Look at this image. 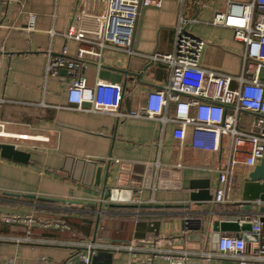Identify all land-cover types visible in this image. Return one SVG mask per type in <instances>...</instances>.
I'll use <instances>...</instances> for the list:
<instances>
[{"label":"crops","instance_id":"0c3cea01","mask_svg":"<svg viewBox=\"0 0 264 264\" xmlns=\"http://www.w3.org/2000/svg\"><path fill=\"white\" fill-rule=\"evenodd\" d=\"M79 1L0 0V99L5 101L0 104V124L11 135L2 142L13 144L30 156L27 164L0 158V217L33 215L39 221L27 227L6 224L0 219V264H62L71 255H86V244L145 245L147 240H155L161 248L216 253L212 245L220 235L242 236V233L215 232L214 223L244 217H203L198 213L239 210L243 181L254 167L245 166V155H240L234 166L227 202L216 205L210 201L197 207L189 201V183L208 180L214 195L218 187L217 170L228 162L226 137L217 152L191 148L189 137L182 144H160L161 124L157 120L71 109L66 94L74 79L73 73L61 69L58 76H47L46 66L49 58L59 55L63 49L71 58L76 56L79 47L88 49L87 45L64 36L70 25L79 20ZM195 1L162 0L158 9H142L134 29V50L144 55L171 53L174 27L182 14L196 20L189 29L206 43L200 65L238 74L243 44L235 40L233 30L209 23L215 11L226 9L224 0H199L194 4ZM30 16L34 17L32 31L27 30ZM85 21L92 22L84 18L83 29H86ZM85 60L88 63L80 74L87 85L100 80L123 87L118 109L122 114L140 108L148 91L160 89L168 82L165 65L140 56L104 50L100 59L85 56ZM127 72L140 77L136 79ZM21 135L28 138L21 139ZM94 163L109 165L112 172L109 184L114 187L117 183L122 197H130L128 204L136 207L106 206L111 201L102 198V185L93 184ZM148 166H153L156 174L162 171L161 188L157 187L155 177L149 188H143ZM48 198L81 203L66 204ZM251 211L248 219L262 223L260 242H264L261 221L264 213ZM184 219H200V230L183 229ZM193 225L196 226L190 223L189 227ZM258 246L257 240L246 242V254ZM144 257V254L132 257L124 251L97 249L91 253L88 264H179L183 261L180 257L173 260L157 257L147 262ZM186 264L239 263L219 258L205 261L198 255H190Z\"/></svg>","mask_w":264,"mask_h":264},{"label":"built area","instance_id":"2783aa9c","mask_svg":"<svg viewBox=\"0 0 264 264\" xmlns=\"http://www.w3.org/2000/svg\"><path fill=\"white\" fill-rule=\"evenodd\" d=\"M161 2L80 0L79 20L70 25L64 36L87 45L88 49L79 47L74 58L69 57L63 49L59 55L49 58L46 75L56 77L61 69L73 73L74 79L66 94L69 107L73 110L159 121L160 144H182L189 137L191 148L217 152L222 139L226 137L228 162L224 168L217 170L218 187L212 199L216 205L223 204L227 202L238 157L245 155L243 164L247 167H255L264 158V0H224L226 9L215 11L209 22L210 25L233 30L235 40L243 44L238 74L200 65L201 52L206 43L189 29V25L196 20L182 14L174 27L171 53L144 55L136 52L133 48V35L141 11L144 8L158 9ZM84 18L92 21H85L88 31L82 28ZM33 29L34 17L30 16L27 30ZM104 50L117 51L129 57L140 56L149 62L165 65L169 73L167 84L160 89L148 91L140 108L131 113H120L118 109L123 96L120 84L97 80L89 86L80 74L88 63L85 56L100 59ZM4 102L0 99V104ZM245 117L249 120H244ZM0 134L7 135L2 124ZM0 219L6 224L27 227L39 222L33 215L7 214ZM251 223V233L255 235L259 246L249 255L245 252L246 242L242 236L222 234L216 240V253L161 248L155 240H147L145 245L134 242L105 246L86 244V255L79 254V259L88 264L95 250L109 249L127 252L132 257L144 254L147 262L157 257L166 260L180 257L186 264L190 255H198L205 261L219 258L232 259L239 264L264 263V242H260L262 223L259 220Z\"/></svg>","mask_w":264,"mask_h":264},{"label":"water","instance_id":"95a60500","mask_svg":"<svg viewBox=\"0 0 264 264\" xmlns=\"http://www.w3.org/2000/svg\"><path fill=\"white\" fill-rule=\"evenodd\" d=\"M126 74H131L136 79H139L140 74L127 72ZM29 154L23 152L21 150L16 149L13 144L0 142V158L8 161H12L19 164H27L29 161ZM111 169L109 165L106 167L102 165H97L94 163L93 169V184L98 186L102 185L103 199L110 200L111 203L106 204L108 208H128V207H136L134 205H129L128 203L131 201L130 197L123 198L122 190L119 189V185L117 183L114 187H111L109 184L111 182ZM154 177L157 180V187L161 188L162 179L164 178L162 171L155 173L153 166H148L144 172L143 178V188H149ZM189 190L191 191L189 194V201L194 203L197 207H201L206 203L212 201L213 196L211 194V184L208 180L204 181H190ZM33 198V196H30ZM47 200L53 202H60L66 204H80V201L75 200H65V199H52L48 198ZM118 202V203H115ZM127 202V203H126ZM160 207V206H158ZM264 213V158L259 161V163L247 174L246 178L242 184V192L239 201V210L233 213H217L212 210H204L201 211V216L212 217L215 215L219 216H229V217H238L244 219L241 220H227V221H218L213 225V230L215 232L223 233V232H240L242 233V237L245 242L256 241L255 235L251 233L252 223L248 219L249 214ZM99 210H101V205L99 206ZM184 219L182 222L183 229H192V230H200V219ZM261 221L264 222V218H261ZM190 223H195L196 226L189 227ZM200 237V235L198 234ZM212 251H217V245L214 243L212 245ZM62 264H85L79 259L78 254L71 255L66 261ZM179 264H184L183 261H180Z\"/></svg>","mask_w":264,"mask_h":264},{"label":"bare ground","instance_id":"6f19581e","mask_svg":"<svg viewBox=\"0 0 264 264\" xmlns=\"http://www.w3.org/2000/svg\"><path fill=\"white\" fill-rule=\"evenodd\" d=\"M4 133H6V132H4ZM7 134V133H6ZM11 135H9V134H7V135H5V134H0V137H10ZM19 138H21V139H27L28 137L27 136H19ZM36 138V137H35ZM32 139V138H31ZM38 140V139H37Z\"/></svg>","mask_w":264,"mask_h":264},{"label":"rangeland","instance_id":"374dc122","mask_svg":"<svg viewBox=\"0 0 264 264\" xmlns=\"http://www.w3.org/2000/svg\"><path fill=\"white\" fill-rule=\"evenodd\" d=\"M2 140H4V137H0V141L2 142Z\"/></svg>","mask_w":264,"mask_h":264}]
</instances>
